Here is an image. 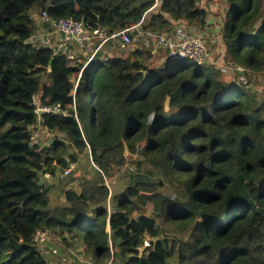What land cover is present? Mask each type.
<instances>
[{"label":"trees","instance_id":"1","mask_svg":"<svg viewBox=\"0 0 264 264\" xmlns=\"http://www.w3.org/2000/svg\"><path fill=\"white\" fill-rule=\"evenodd\" d=\"M226 1L223 70L167 57L150 65L142 48L107 60L100 52L85 66L31 41L50 30L37 28V5L90 31L139 24L154 39L183 21L204 30L209 11L198 0H159L151 14L154 0H0V264H49L37 230L84 242L96 264H264V19L254 28L264 0ZM34 96L68 114L43 113L39 127ZM34 129L62 138L34 143ZM127 150L185 196L144 174L113 190L104 176ZM70 174L89 183L53 207V178Z\"/></svg>","mask_w":264,"mask_h":264},{"label":"rangeland","instance_id":"2","mask_svg":"<svg viewBox=\"0 0 264 264\" xmlns=\"http://www.w3.org/2000/svg\"><path fill=\"white\" fill-rule=\"evenodd\" d=\"M198 1L200 2V5H203L207 8L210 14L209 17L213 18V19H209V23H212L214 20L213 24L211 25V28L213 29L207 28L206 26L205 29L203 30V33H205L206 35L208 34L209 40H211L210 45H212L211 48L208 47V50H209L208 54L210 53L209 62H211L210 64H213L219 68L222 67L223 70H226L227 69L226 56L224 54L225 44L223 42V35H222L223 23L221 22V19H223L226 14L227 1L226 0H198ZM262 10L264 12V7ZM41 11H42V6L37 5L36 9L34 10V18L36 19V26L38 29L45 24L40 17ZM263 12H262V15L264 14ZM263 19L264 18H261L258 21H256L254 23L255 24L254 28H256L259 25V23L263 21ZM181 24L182 26H184L183 29L187 28L186 30L192 31L194 35L201 36L202 40L203 38H205V36H202V31H201L202 29L189 26L186 21H183ZM217 24L218 26L215 27ZM186 26L191 27V29ZM193 29L195 31H193ZM146 33L147 35H143V36L139 35L138 33H135L134 36H132V43L122 48L119 46L118 47L120 51L122 52V54H128L133 48H142L145 50H150L151 56L147 57L146 61L150 65H161L167 57V51L165 50V48L158 45L156 41H154L153 37L150 36L151 35L150 33L148 32ZM213 33H214V36H213ZM217 37L219 38V41L215 40L216 43L214 44L215 42L214 39H218ZM152 50H154L153 53H152ZM70 62H75V61L73 59H70ZM215 62L218 64H216ZM234 78H235L234 70L230 71V73L226 75V79L228 81H231ZM45 136H48V137H45ZM50 136L52 138H56V136L58 138L59 137L62 138V134L57 133V132H53V134ZM50 136L47 135L46 131H44V139L42 140L47 143L49 140L48 138ZM126 156H127L126 163L124 166L121 167L120 170H118L111 176H106V175L104 176L105 182L108 185H110V187L113 190H114L113 184L115 183V181L117 182L118 178H122V184L126 186L131 182L132 176L136 177L137 174H144L146 177H149L155 181H158L159 179H163V183L160 187V191L169 195L170 197L182 198L185 196L184 188L181 185H179L178 182H171L169 180L164 179L158 171H156L155 169L151 167L149 162L144 157L137 158V154L131 155L128 150L126 151ZM78 158L79 160L83 159L84 154L80 153L78 155ZM139 159H140V165H138L137 163V160ZM73 168H75V166ZM90 173L92 177H95L97 174L96 170H90ZM54 182L55 184H53V188L51 190V199H52L53 207L58 206V205L60 206L63 203H65L66 199H65V196L63 195L64 190L80 191L84 185L89 183L88 181L84 180L80 175L75 176L74 174H70L68 177L63 178V179L61 177L59 179L53 178V183ZM147 206L149 209L153 207L151 203H149ZM52 241L56 243L59 242V240L57 239H53ZM75 257H76L75 255H71L69 259L65 260L66 261L65 264H74L76 260Z\"/></svg>","mask_w":264,"mask_h":264},{"label":"built area","instance_id":"3","mask_svg":"<svg viewBox=\"0 0 264 264\" xmlns=\"http://www.w3.org/2000/svg\"><path fill=\"white\" fill-rule=\"evenodd\" d=\"M159 0H154L153 8L158 6ZM40 17L42 21L49 25L50 34L58 36L59 46L56 49L52 40L46 38L42 45L52 47L55 52L65 51L68 52L69 58L75 62H84L85 66L90 63L100 52L105 44L111 39H117L122 46H127L132 43L131 30L139 27V24L131 28H123L112 34L106 32L105 28H97L90 31L85 23L81 20H75L73 18H60L54 20L50 17L46 10H42ZM154 40L158 45L165 48L167 51V60L169 62H176L182 59H190L198 63L209 62V54L205 43L201 36L194 35L192 31L186 29H178V31L170 34H154ZM76 45H88L90 48V56L87 61L78 59L72 52L71 48ZM108 56L103 58L107 60ZM78 83V82H77ZM35 104V111L38 114V126H42V114H68V109H64L59 104L45 105L42 104L36 96L33 98ZM50 131H47V135H51ZM33 142L39 143L42 137V133L39 129L33 130ZM46 177H50V174L46 173ZM53 232L50 230H37L34 241L38 244L41 251L45 253L47 242L51 239ZM149 245V241L145 242ZM53 253H57V249L52 250Z\"/></svg>","mask_w":264,"mask_h":264},{"label":"crops","instance_id":"4","mask_svg":"<svg viewBox=\"0 0 264 264\" xmlns=\"http://www.w3.org/2000/svg\"><path fill=\"white\" fill-rule=\"evenodd\" d=\"M201 6L206 8L203 5H201ZM157 7L158 6H156L154 9L149 10L148 14H151L153 11H156ZM209 16H210V14H209ZM225 17H226V14H225L224 18L221 19V22L223 23V25H224ZM209 19H213V18L209 17ZM213 22H214V20H213ZM213 22L209 23L207 28H211V25L213 24ZM217 26H218V24L215 27H217ZM186 27H188V26H186ZM183 28H184V26H180L178 29H183ZM188 28H190V27H188ZM211 29H213V28H211ZM40 30L41 31H39L38 33H36L33 36L31 41L34 42V43H39V45H42L46 38H50L52 40L55 48L57 49L58 46H59L58 36H55L53 34L51 35L50 34V30L48 28L47 29L46 28L43 29V27H41ZM136 30L139 31L138 32L139 35H142V36L143 35H147V33H145V32H140L139 27H137ZM193 31H195V30L193 29ZM201 31H202V36H205V38H203V42L205 43L206 48L208 50V47L209 48L212 47V45H210V43H211L210 41L211 40H209L208 34L206 35L205 33H203V30H201ZM132 34H133V32H132ZM133 36H134V34H133ZM213 36H214V33H213ZM133 40H134V38H133ZM215 40L219 41V38L218 39H214V41ZM216 41L214 42V44L216 43ZM118 46L121 47V48L125 47V46H122V44L119 43L117 39H115V38L111 39L107 44H105L103 46L102 52L106 56H112L114 54H121L123 56L127 55V54H122V52L120 51ZM70 50L78 59H80V61L81 60L87 61V59L89 58L90 53H91L90 52V48L88 47V45H84V46L76 45V46H73ZM224 51H225V49H224ZM153 52H154V50H152V53ZM208 52H209V50H208ZM224 54H225V52H224ZM212 63H213V61H212ZM216 64H218V63H216ZM42 137H44L43 133H42ZM46 137H48V136H46ZM49 141H50V139L48 140V142ZM49 181H51V180H49ZM53 234L54 235H52L51 239L47 242L46 251L44 253L47 256V260L49 261V264H65L66 263L65 260L69 259L71 257V255H75L76 256L75 257L76 260L74 259L75 260L74 264H76V263H78V264H96V263L93 262L92 259L90 260L89 257L87 256L88 253H86L87 251H86L84 242H78V243L65 242V241H62L61 238H59L55 233H53ZM53 239H57V240H59V242L56 243V242L52 241ZM53 249H57L58 252L57 253H53V251H52ZM69 263H71V262H69Z\"/></svg>","mask_w":264,"mask_h":264},{"label":"water","instance_id":"5","mask_svg":"<svg viewBox=\"0 0 264 264\" xmlns=\"http://www.w3.org/2000/svg\"><path fill=\"white\" fill-rule=\"evenodd\" d=\"M51 66H52V59H51V61H50L49 70H51ZM165 109H166V110L169 109V98H167V100H166V102H165ZM146 246H147V245L145 244V246H142V247L140 248L141 253L145 250Z\"/></svg>","mask_w":264,"mask_h":264}]
</instances>
